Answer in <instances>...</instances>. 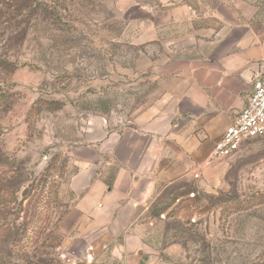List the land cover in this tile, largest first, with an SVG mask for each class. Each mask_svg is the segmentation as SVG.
<instances>
[{"label":"rangeland","instance_id":"rangeland-1","mask_svg":"<svg viewBox=\"0 0 264 264\" xmlns=\"http://www.w3.org/2000/svg\"><path fill=\"white\" fill-rule=\"evenodd\" d=\"M181 1L20 0L0 16V262L264 264V137L160 182L129 228L91 229L76 208L84 162L107 184L120 167L103 137L161 104L164 65L195 55L191 26L153 25Z\"/></svg>","mask_w":264,"mask_h":264},{"label":"crops","instance_id":"crops-1","mask_svg":"<svg viewBox=\"0 0 264 264\" xmlns=\"http://www.w3.org/2000/svg\"><path fill=\"white\" fill-rule=\"evenodd\" d=\"M152 19L164 28L191 26L195 55L164 65L170 88L161 104L148 107L132 127L103 137L100 149L120 166L110 183L95 176L89 161L71 180L82 193L76 208L91 229L131 227L160 182L213 161L214 144L245 106L253 74L264 70V0H185Z\"/></svg>","mask_w":264,"mask_h":264},{"label":"built area","instance_id":"built-area-1","mask_svg":"<svg viewBox=\"0 0 264 264\" xmlns=\"http://www.w3.org/2000/svg\"><path fill=\"white\" fill-rule=\"evenodd\" d=\"M264 137V70L253 74L245 106L214 144L210 160L229 156L252 139Z\"/></svg>","mask_w":264,"mask_h":264},{"label":"trees","instance_id":"trees-1","mask_svg":"<svg viewBox=\"0 0 264 264\" xmlns=\"http://www.w3.org/2000/svg\"><path fill=\"white\" fill-rule=\"evenodd\" d=\"M20 0H0V16L3 15L4 13H7V11H11V9H13V13L18 12V9L20 8V4L19 2ZM15 15H19V20L16 21L17 25L19 26V21H20V17H22V12H20V14H15ZM12 17L10 16L8 18V20H6L5 22L8 21V23H11L13 19H17V16ZM8 65H11V61L6 59L5 57H2V54L0 53V67L4 68ZM22 200L19 201L18 205L19 207L21 206ZM16 223L13 219L12 223L8 224L7 228L5 229V231L10 233H18V230L16 228ZM16 228V229H15ZM33 264H35V262L33 260H30ZM29 261V263L31 264V262ZM0 264H4L3 262H0ZM14 264H21L19 262H14Z\"/></svg>","mask_w":264,"mask_h":264}]
</instances>
